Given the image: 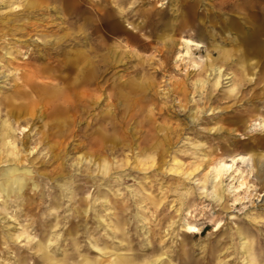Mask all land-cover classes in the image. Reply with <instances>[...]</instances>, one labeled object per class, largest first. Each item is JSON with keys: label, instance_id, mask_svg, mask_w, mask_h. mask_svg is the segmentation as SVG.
Returning <instances> with one entry per match:
<instances>
[{"label": "rangeland", "instance_id": "obj_1", "mask_svg": "<svg viewBox=\"0 0 264 264\" xmlns=\"http://www.w3.org/2000/svg\"><path fill=\"white\" fill-rule=\"evenodd\" d=\"M209 3L219 15L232 0ZM161 4L114 0L118 19L99 0H0V65L19 71L0 72V135L11 126L30 171L15 183L17 162L0 168V264H128L129 248L144 264H241L245 241L264 243V61L222 27L153 38ZM68 12L96 16L109 41L85 44ZM56 93L77 106L35 104ZM141 236L153 243L137 252Z\"/></svg>", "mask_w": 264, "mask_h": 264}, {"label": "clouds", "instance_id": "obj_2", "mask_svg": "<svg viewBox=\"0 0 264 264\" xmlns=\"http://www.w3.org/2000/svg\"><path fill=\"white\" fill-rule=\"evenodd\" d=\"M86 0H59L62 8L69 5H79ZM88 3L91 0H87ZM124 3L125 0H118ZM135 3L136 0H133ZM99 7L103 8L108 16H115L120 19V12L114 9V0H99ZM214 4L209 0H162L159 11L147 18V23L143 25L146 32L155 39H159L163 34L171 32L181 22L188 20L195 25L197 31L203 27L202 39L213 38L217 27H222L223 37L231 40L237 47L244 49V57L250 61H264V0H232V3L219 15H213ZM164 13L168 14V19L163 20ZM191 14V15H190ZM60 15V13H58ZM103 19V18H101ZM159 24L157 31H153L146 27L149 22ZM68 23L74 29L84 30V43L103 39L106 43L109 41V34L106 33L97 23V17L92 14H84L80 12H68ZM212 25L211 27H206ZM127 27V24H124ZM41 43H47V38ZM47 53L52 56H67V49H57L55 46L47 49ZM40 54V53H37ZM27 59V57H25ZM7 72L8 76H15L19 79V71L17 69H6L0 65V72ZM0 117L7 118L6 113L0 111ZM16 161L8 159H0V168L8 169L9 164H15ZM175 239L169 245V248L176 245L180 239L177 233H171ZM165 240L169 239L164 237ZM152 241H148L147 237L141 236L137 242L136 251L139 252L143 248H150ZM167 251V249H166ZM240 251L244 253L241 264H264V243L257 245L256 239H250L244 242L240 247ZM39 255V252L37 253ZM128 257V264H144L143 260L137 256L132 259L131 248L125 254ZM169 255L171 253L169 252ZM166 264H172V260L167 256L164 257ZM177 264L182 261L177 260Z\"/></svg>", "mask_w": 264, "mask_h": 264}, {"label": "bare ground", "instance_id": "obj_3", "mask_svg": "<svg viewBox=\"0 0 264 264\" xmlns=\"http://www.w3.org/2000/svg\"><path fill=\"white\" fill-rule=\"evenodd\" d=\"M185 44L190 46L198 45L194 43L192 40H184ZM68 95L65 93H56V94H49L47 97H40L38 94L36 95L35 104L44 101L46 104L47 103H52L54 105L53 108V113H59L61 112V109L59 108V103H65L68 102L66 108H75L77 105L72 103L70 100H67ZM71 102V103H69ZM63 110V108H62ZM68 124V123H67ZM66 126V125H65ZM108 123L105 121L104 123V129H107ZM3 130L1 135H0V141L2 144H0V159H8L11 161H16L17 164L14 168H12L10 172L6 173L7 176L12 179L15 183L20 181L23 178H27L28 174H30V171L28 169H24L19 165V152L18 149L15 147L13 136H12V131H11V126H6L5 128L3 127ZM107 130H105V138L107 137ZM7 139L8 141H6ZM10 143V144H9ZM3 156V157H2ZM21 164V163H20ZM5 174V175H6ZM1 183V182H0ZM2 185V184H1ZM0 185V186H1ZM6 187V185H5ZM190 232L192 233H198L199 229L195 226L190 227ZM159 260V257H156V259L152 260L149 264H156V262Z\"/></svg>", "mask_w": 264, "mask_h": 264}]
</instances>
